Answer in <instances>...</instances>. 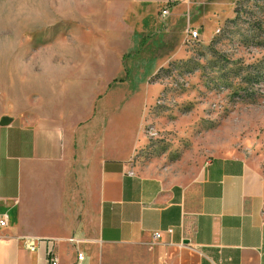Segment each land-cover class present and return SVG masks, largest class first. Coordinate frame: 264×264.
<instances>
[{
  "label": "crops",
  "instance_id": "crops-1",
  "mask_svg": "<svg viewBox=\"0 0 264 264\" xmlns=\"http://www.w3.org/2000/svg\"><path fill=\"white\" fill-rule=\"evenodd\" d=\"M135 1L143 16L171 0ZM80 50L69 61L82 95L0 123V264H48V249L57 264H74L77 251L80 264H264L260 176L237 155L212 156L183 179L129 167L128 77L114 82L124 57Z\"/></svg>",
  "mask_w": 264,
  "mask_h": 264
},
{
  "label": "rangeland",
  "instance_id": "rangeland-1",
  "mask_svg": "<svg viewBox=\"0 0 264 264\" xmlns=\"http://www.w3.org/2000/svg\"><path fill=\"white\" fill-rule=\"evenodd\" d=\"M142 6L0 0V119L82 95L69 59L93 44L127 55L114 82L128 77L129 167L183 179L212 156L237 155L264 181V0H171L167 16L160 4L142 16ZM184 17L198 39L185 36Z\"/></svg>",
  "mask_w": 264,
  "mask_h": 264
},
{
  "label": "built area",
  "instance_id": "built-area-1",
  "mask_svg": "<svg viewBox=\"0 0 264 264\" xmlns=\"http://www.w3.org/2000/svg\"><path fill=\"white\" fill-rule=\"evenodd\" d=\"M160 14L162 16H166L168 14V6L167 5H163L160 8ZM185 36L190 40H196L200 36L199 29L197 27H194V26H191L188 24L186 26V29H185ZM6 225H7V216L5 214H2V215H0V227H4ZM171 230H172L171 228L165 229L166 232H171ZM160 234H161L160 230L154 231L152 234V237L155 239V238L159 237ZM68 239L73 240L74 238L69 237ZM26 246L30 249L34 248V245L32 242L26 243ZM46 258H47L48 264H57L58 263L57 256L52 249L47 250ZM82 258H83L82 253L77 251L76 260H75L74 264H80Z\"/></svg>",
  "mask_w": 264,
  "mask_h": 264
},
{
  "label": "water",
  "instance_id": "water-1",
  "mask_svg": "<svg viewBox=\"0 0 264 264\" xmlns=\"http://www.w3.org/2000/svg\"><path fill=\"white\" fill-rule=\"evenodd\" d=\"M7 122V118H2V119H0V123H6Z\"/></svg>",
  "mask_w": 264,
  "mask_h": 264
},
{
  "label": "trees",
  "instance_id": "trees-1",
  "mask_svg": "<svg viewBox=\"0 0 264 264\" xmlns=\"http://www.w3.org/2000/svg\"><path fill=\"white\" fill-rule=\"evenodd\" d=\"M125 56H127V55H123V57H125Z\"/></svg>",
  "mask_w": 264,
  "mask_h": 264
}]
</instances>
